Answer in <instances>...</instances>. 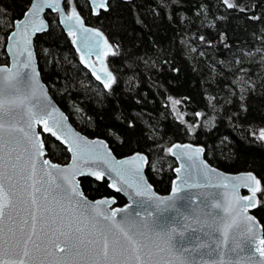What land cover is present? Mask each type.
Segmentation results:
<instances>
[{
    "label": "trees",
    "instance_id": "trees-1",
    "mask_svg": "<svg viewBox=\"0 0 264 264\" xmlns=\"http://www.w3.org/2000/svg\"><path fill=\"white\" fill-rule=\"evenodd\" d=\"M68 1L64 6L68 8ZM85 24L100 30L114 52L113 75L102 87L86 70L57 15L47 11L46 31L33 41L38 70L72 124L106 140L117 157L147 158L145 174L159 194L170 191L175 142L204 147L205 159L231 173L252 172L261 181L253 215L264 239V0H109L94 16L86 0H70ZM30 0H0V65L13 22ZM47 156L65 164L67 149L42 135ZM89 199L122 196L107 181L80 179ZM264 247V245H263Z\"/></svg>",
    "mask_w": 264,
    "mask_h": 264
},
{
    "label": "snow or ice",
    "instance_id": "snow-or-ice-1",
    "mask_svg": "<svg viewBox=\"0 0 264 264\" xmlns=\"http://www.w3.org/2000/svg\"><path fill=\"white\" fill-rule=\"evenodd\" d=\"M70 2V0H69ZM228 8H233L231 0H224ZM93 13L96 14L99 9L107 10L106 0H91ZM45 8L56 11L60 8V0H35L31 8L25 13V19L17 23L15 31L7 36L8 52L14 62L19 63V58L26 54V60L23 63L24 69H28L21 75L17 68H0V264H165L162 257L158 258V253H165L172 250V239L167 230L158 231L154 225L155 213H162L173 209L180 212L175 207V196L161 199L151 194V189L147 185L141 166L146 163L143 156H135L131 160L119 162L109 161L110 153L103 151L106 148L103 143L99 145H89L78 135L71 133L67 125L63 123V118L56 119L58 115L55 108L50 107V102L43 105L37 110H33L31 105L32 99L41 93L47 99L46 92L38 80L33 63V53L31 51V35L44 29L43 21L36 24V18ZM65 19L74 20L80 26L81 43L92 50V45L88 42L90 29L83 27L79 15L75 8L71 9V14ZM69 34H73L72 27L69 28ZM95 36L100 33L96 32ZM3 37H0L2 40ZM75 42V41H74ZM107 45V42L105 41ZM84 58L82 57V60ZM95 71V70H94ZM107 80L104 87L109 88L112 83L110 73L105 71ZM97 79H101L97 75ZM25 117L27 119L25 120ZM26 127H18L20 124ZM43 124L44 132H50L57 140L63 139L68 144V150L74 153L76 160H100L103 161L107 168L102 171L93 169L90 166L68 169H58L56 165L51 168L64 173L63 180L56 184V191L52 195V201L56 204L59 211L51 207H41L37 205L35 196L32 197L33 211L31 212V229L25 232L24 225L28 224L25 219L19 228V233L13 228L6 226L4 223L5 216L14 224L15 221L11 213H6V209L16 210L17 192L15 184L12 182L13 177L17 174V164L12 162L13 153L20 149L21 141L15 140L11 136L5 137V132L17 131L23 134L34 153L32 156V176H35L36 161L43 156L44 144L40 142L33 124ZM259 139L264 140V130L259 133ZM187 148V146H185ZM24 151H28L27 148ZM169 151H172L169 149ZM201 149H188L185 151L183 158L188 161L177 168L176 172L184 171L186 175L190 174L195 168L197 171L211 174L213 170L209 169L206 164L198 161ZM20 156H16L19 161ZM44 166H49V161H43ZM131 165V166H129ZM95 176L97 180L108 177L111 183L109 188L117 192L139 199H134L136 211L130 212L129 209H114L111 214L96 212L85 214V209H96L103 205L115 203L114 198L111 200H101L96 204H89L84 193L80 190L76 176ZM243 179L248 183L243 184L251 192V196L244 197L243 200L236 194V184L231 187V195L228 190L224 192L220 203L212 205L213 209L224 208L227 215L219 213H208L211 219L210 227L213 230H227L236 223L237 218L242 219L248 224V230L253 235V239L245 242L246 248L255 242V230L252 224V218L245 215L247 207L254 206L255 197L261 192V181L254 175L249 174ZM9 182L8 190L5 189L3 181ZM255 182L252 187L251 182ZM35 188V182L33 184ZM199 187V185L190 184L188 179L181 181L179 185L173 184L172 192L175 194L181 189ZM39 191V189H35ZM47 199V196L45 197ZM234 205H239L237 210ZM131 207V206H129ZM127 212L128 215L121 218L119 222L115 220L118 213ZM39 213L40 229L37 231V222ZM67 213V215H65ZM143 213V218H141ZM182 215V214H181ZM103 216V220L99 219ZM108 222L118 229L123 236L120 238L115 232L108 227ZM85 228H90L91 232L85 233ZM174 232L175 229H172ZM35 237V239H34ZM153 240H163V246L157 245V252L153 251L151 242ZM29 244L32 248H29ZM259 245H264V239L258 241ZM256 252L264 257V247H256ZM41 254L45 257H53L47 261L40 258ZM255 253L248 254V264H264V260H256Z\"/></svg>",
    "mask_w": 264,
    "mask_h": 264
},
{
    "label": "water",
    "instance_id": "water-1",
    "mask_svg": "<svg viewBox=\"0 0 264 264\" xmlns=\"http://www.w3.org/2000/svg\"><path fill=\"white\" fill-rule=\"evenodd\" d=\"M89 4L91 12L93 15H98L100 11H105L104 9H99L96 14L93 13L91 5V0H86ZM130 1V0H123ZM35 0H30L29 6L22 15V17L13 22V28L11 30L15 31V25L20 21L25 19V13L28 12L31 8L32 3ZM109 0H106V4H108ZM46 11H50L57 15L58 23L62 30L69 34V28L73 29V46L77 51L78 55L81 58L82 63L85 68L89 71L92 77L104 86L105 80H107V76L105 75V71L110 73L108 69H106V61L104 52L110 51V44L107 41L106 37L100 32L98 29L89 26L84 23L82 17L79 15L81 21L83 22V27L85 29H90L91 34H89L88 42L92 45V50L89 51L88 47L81 43V32L80 26L75 23L74 20L69 21L65 19L66 16L70 15L65 10L64 0H60V8L56 11H53L50 8H45L43 12L39 13L36 18V24H39L40 21H43L44 29L42 31H37L31 35V51L33 53V63L35 65L36 72L38 73V80L40 85L43 86L44 91L46 92L47 99L45 100L44 95L41 93H37V95L32 99L31 105L33 106V110H37L45 104L50 102L49 111L51 108H55L58 115L55 117L56 119L63 118V123L67 125V129L71 130V133H74L81 137L84 141L89 142V145H99L103 143L106 146L103 151L110 153L108 157L109 161L119 163L126 160H131L135 156H143L146 160L142 168V175L147 183V185L151 189V194L159 197L161 199H167L168 197L175 196V207L179 209L180 212L173 209H169L168 211H164L162 213H155L154 217L151 218L154 220V225L158 231L167 230L172 239V250L165 253H158V258L162 257L165 261V264H248V254L255 253V259L264 260V257H261L258 252L255 251L256 247H263L258 244L260 239H263V229L258 219L253 215V211L257 206V195L255 197L254 206L247 207V202H244V206L246 208L245 215L252 218V224L255 230V242L246 248V251H242L245 248V242L253 239L252 233L248 230V224L245 223L242 219L237 218V221L231 228L227 230V235H225L224 230L221 228L220 230H213L210 227L211 219L207 215L208 213H219L220 215H227L224 212V208L213 209L212 205L216 203H220L221 199L217 197V193H219V197L222 198L224 196V192L227 189L229 195H231V187L233 184H236L238 187L236 188V194L243 200L244 197L251 196V192L247 187H243L242 185L248 183L243 179H237L246 177L249 174L254 175L252 172H225L214 166H212L204 157V147L199 144H194L190 142H175L171 144L168 148L169 156L175 160L176 167L173 169L174 178L171 183L170 191L166 194L157 193L153 186L148 181L145 170L147 164L146 156L141 152H135L130 155L117 157L111 151L108 146L106 140L100 137H89L86 134L82 133L78 130L72 122L69 120L68 115L60 108V106L53 99L51 94L49 93V89L47 85L42 81L40 76V72L38 70L37 60L34 52L33 41L37 34H40L47 30L48 25L45 20ZM10 32V33H11ZM98 32L99 36H95L94 34ZM9 33V34H10ZM75 41V42H74ZM107 42V45L105 44ZM7 38L4 46L5 53L8 57V63L4 65H0V68H17L21 75L24 72L29 71L28 69H24L23 63L26 60V54L19 58V63L14 62L12 56L8 52L7 47ZM82 57L84 58L82 60ZM96 62L98 65H95ZM95 70V71H94ZM111 74V73H110ZM97 75L101 77V79H97ZM112 77V75H111ZM27 117H25V120ZM18 127H26L23 123L18 125ZM35 128L36 134L39 136L40 142L43 143L42 135H47L53 138L56 142L61 144L63 147L67 149L69 154V160L65 164H58L52 162L47 156V151L45 147L43 148V156L39 157L36 161V172L35 176H32V156L34 153L31 151L30 144L24 140L23 134L17 131H13L11 133L5 132V137L11 136L13 138V145L15 147V140L19 139L21 141L20 149L13 153L12 162L17 164V174L13 177V183L15 184V191L17 192V200H16V210L6 209V213H11L15 223L8 219V216H5L4 223L6 226L13 227L17 233H19V228L22 225V222L26 219L28 221L27 225H24L25 232L27 233L31 229V212L33 211L32 206V197L35 196L37 200V205L41 207H51L55 208L59 211L56 204L52 201V195L56 191V184L62 182L64 173L57 171V169L51 168V165H56L58 169H68L72 168L75 165V168L87 167L90 166L93 169L98 171L105 170L107 165L104 164L103 161L100 160H76L74 161V153L68 150V144L61 140H57L55 136H53L50 132H44L43 124H33ZM44 144V143H43ZM187 146V148L185 147ZM27 148L28 151H24ZM171 149L172 151H169ZM188 149H201L202 151L199 153L198 161L206 164L209 169L213 170L211 174H206L205 172L197 171L193 168L190 174L186 175L184 171L180 173L176 172L177 168H181L182 165L189 163L186 161L183 156L186 150ZM19 155V161L16 160V156ZM49 161V166H44L43 161ZM131 166V165H129ZM255 176V175H254ZM83 177H89L98 182L105 179L107 181L108 189L120 196H122L125 200L124 205H117V201L113 196L110 197H101L97 199H89L85 195L86 200L89 204H96L101 200H111L114 198L115 203H111L108 205L100 206L96 209H85V214L91 213L95 215L96 212L111 214L114 209H129L130 212L134 213L137 209L134 205V198L131 197L125 192H117L112 188H109V184L111 180L108 177H104L101 180H97L95 176H76V181L80 186V179ZM256 177V176H255ZM188 179L190 184L199 185V187H190L184 188L178 191L177 193L172 192L173 184L179 185L182 180ZM35 182V188L33 184ZM5 184V189L8 190L9 182L7 180L3 181ZM252 187L255 186V182H251ZM35 189H39V191H35ZM80 190L82 191L81 187ZM47 196V199L45 197ZM131 206V207H129ZM234 207L239 210V205H234ZM182 214V215H181ZM38 222H37V231L40 229L39 222V213ZM67 215V213H65ZM128 215L127 212L118 213L115 217V220L119 222L122 217ZM141 218H143V213ZM99 219L103 220V216H100ZM108 227L111 228L113 232H115L121 239L123 236L119 233L118 229L111 225V222H108ZM172 229H175L173 232ZM91 232L90 228H85V233ZM35 239V237H34ZM163 240H153L151 242V246L154 252H157V245L163 246ZM29 248H32V245L29 244ZM42 259H45L46 262L53 259V257H45L41 254Z\"/></svg>",
    "mask_w": 264,
    "mask_h": 264
},
{
    "label": "rangeland",
    "instance_id": "rangeland-1",
    "mask_svg": "<svg viewBox=\"0 0 264 264\" xmlns=\"http://www.w3.org/2000/svg\"><path fill=\"white\" fill-rule=\"evenodd\" d=\"M68 7H69V12H70V14H71V9L73 8V6H72V2H71V1L68 2ZM106 55H107V54H106ZM261 130H264V128L260 129V130L256 133L257 137H259V133H260ZM262 141L264 142V140H262Z\"/></svg>",
    "mask_w": 264,
    "mask_h": 264
}]
</instances>
